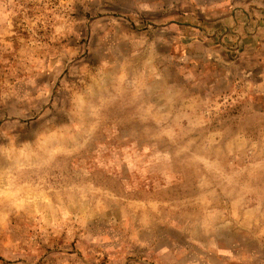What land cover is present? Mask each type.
Here are the masks:
<instances>
[{
	"label": "rangeland",
	"instance_id": "obj_1",
	"mask_svg": "<svg viewBox=\"0 0 264 264\" xmlns=\"http://www.w3.org/2000/svg\"><path fill=\"white\" fill-rule=\"evenodd\" d=\"M0 264H264V0H0Z\"/></svg>",
	"mask_w": 264,
	"mask_h": 264
},
{
	"label": "crops",
	"instance_id": "obj_2",
	"mask_svg": "<svg viewBox=\"0 0 264 264\" xmlns=\"http://www.w3.org/2000/svg\"><path fill=\"white\" fill-rule=\"evenodd\" d=\"M203 39H207L209 41V38L205 37ZM220 40L221 41H217L214 38H211L209 43H208V45L206 43L205 48L201 49L200 51H198L196 53L190 50V48L192 46H194L193 43L188 44V43H185V42L184 43L181 42L180 44L182 45V47L185 46V45L187 47V49L186 48L184 49L185 50L184 62H187V63H190V64H194L196 62H200L201 59L205 56V54H207L209 52L211 53L210 50H211V46H213V45L214 46L218 45V47L221 48V49H219V52H223L224 53V54L221 53V55H225L226 54L225 51L226 50L229 51L230 48L226 49V46H225V43H224L223 39H220ZM222 46H224V48Z\"/></svg>",
	"mask_w": 264,
	"mask_h": 264
}]
</instances>
